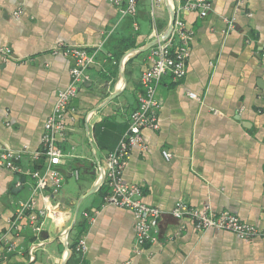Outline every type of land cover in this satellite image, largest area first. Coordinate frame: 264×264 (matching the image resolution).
<instances>
[{
	"label": "crops",
	"instance_id": "1",
	"mask_svg": "<svg viewBox=\"0 0 264 264\" xmlns=\"http://www.w3.org/2000/svg\"><path fill=\"white\" fill-rule=\"evenodd\" d=\"M210 2L204 17L183 14L191 31L185 75L176 82L163 76L158 129L142 130L147 147L132 146L122 171L123 182L137 185L144 203L164 211L157 241L135 252L133 212L106 204L105 186L89 192L126 130L143 92L140 75L150 64L149 49L123 63L122 56L164 33L179 0H165L155 24L148 0L124 17L109 0H0V46L11 50L8 57L0 54V149L21 152L22 167L32 155L36 166L45 161L36 156L43 124L74 62L61 49L91 51L104 40L88 80L68 105L67 128L56 137L67 154L62 188L52 198L61 222L47 219L36 242L28 226L15 231L9 223L33 180L0 167V264H264V238L199 229L167 213L184 201L264 228V0ZM36 201L42 205L40 196ZM80 235L82 255L72 250Z\"/></svg>",
	"mask_w": 264,
	"mask_h": 264
},
{
	"label": "built area",
	"instance_id": "2",
	"mask_svg": "<svg viewBox=\"0 0 264 264\" xmlns=\"http://www.w3.org/2000/svg\"><path fill=\"white\" fill-rule=\"evenodd\" d=\"M113 3L121 17L134 15L138 9L139 0H109ZM165 0H148L149 12L155 24V15L163 6ZM211 8L210 0H179L178 5L172 10L174 18L171 30L167 37L158 40L149 49L150 64L140 75V84L143 92L138 98L137 106L131 110L127 118V127L120 137L118 143L109 151L105 158V166L102 170V186L107 188V193L103 200L106 204L131 210L135 217L134 248L139 252L146 244L157 241L159 235V219L164 214L161 209L147 205L141 200V191L135 184H128L122 180V171L129 158L130 149L137 145L142 149L147 147L142 130L150 128L158 129V110L161 99L158 93L159 85L163 76L168 74L174 82L180 80L186 72V61L189 55V41L191 31L187 28L183 14L195 11L200 17H204ZM169 23V19H168ZM134 29L137 23L133 22ZM161 34L156 33L155 38ZM104 45V40L93 47L91 51L83 47L68 45L61 50L64 55L71 56L74 60L70 69L68 84L57 92L56 100L51 113L43 124L41 137V148L36 154L44 158V163L40 166L34 165L35 155L30 156V165L22 167L23 159L21 152L10 149H0V167L14 172L15 174L28 175L33 180L30 194L27 198L20 199L15 203L12 217L9 220L10 228L13 230L30 228L33 242H36L47 219L54 224L61 222V212L56 203L52 202L53 195L61 190L64 176L60 166L64 163L66 153L57 146V135H63L67 128L66 110L70 101L77 94L78 88L88 80L87 69L93 65L95 58ZM2 56H10L11 50L8 47L0 46ZM188 96L199 101L198 96L189 92ZM216 113V110H213ZM162 155L169 160L171 154L167 150H162ZM78 171L74 170L77 177ZM97 177V179H98ZM96 179V181H97ZM45 189H50L45 191ZM40 196L42 205L38 206L36 198ZM174 219L187 218L199 229L215 228L234 233L240 238L250 239L254 237L264 238V228L260 229L254 225L243 222L238 216L222 211L214 213L207 208L197 209L191 207L184 201H178L167 212ZM88 217L86 212L82 213ZM64 237L68 240L67 232ZM3 237L0 238V242ZM68 246V245H67ZM15 248L14 244H9L7 250ZM74 253L82 255L85 251V240L83 236H78L73 244ZM70 254L67 247L65 257ZM0 252V258L3 257Z\"/></svg>",
	"mask_w": 264,
	"mask_h": 264
},
{
	"label": "water",
	"instance_id": "3",
	"mask_svg": "<svg viewBox=\"0 0 264 264\" xmlns=\"http://www.w3.org/2000/svg\"><path fill=\"white\" fill-rule=\"evenodd\" d=\"M173 18H174V14H173L172 9L170 8V10H169V24H168V27H167L166 31H165L161 36H159V38H155V39H153V40H152L151 42H149L147 45H145V46H143V47H141V48H133V49H130V50H128L127 52H125V54L122 56V63H123L124 60H125L129 55H131L132 53H135V52H141V51H143V50H148V49H150L153 45H155V44L157 43L158 40H161V39L167 37L168 34H169V32H170V30H171V25H172ZM121 76H122V78H123V73H122V72H121ZM117 94H118V93H115V94L113 95V97L116 96ZM110 99H111V98H110ZM110 99H109V100H110ZM102 175H103V173H102V170H101V172H100V174H99V177H98L97 181H95V184H94V186L92 187V189L90 190L89 193H92L93 191H95V190H97V189H99V188L101 187V184H102ZM21 177H22V176H21ZM70 229H71V227L68 229V231H67V235L69 234ZM67 245H68V240H67V242H66V248H67ZM68 257H69V255H67L65 259H67Z\"/></svg>",
	"mask_w": 264,
	"mask_h": 264
}]
</instances>
